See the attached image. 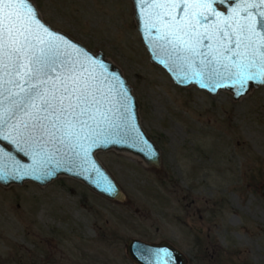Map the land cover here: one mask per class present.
<instances>
[{
  "label": "rangeland",
  "instance_id": "rangeland-1",
  "mask_svg": "<svg viewBox=\"0 0 264 264\" xmlns=\"http://www.w3.org/2000/svg\"><path fill=\"white\" fill-rule=\"evenodd\" d=\"M29 1L122 71L161 167L97 153L123 201L66 176L0 185V264H135L130 239L170 243L188 264H264V85L239 100L176 85L150 61L132 0Z\"/></svg>",
  "mask_w": 264,
  "mask_h": 264
},
{
  "label": "snow or ice",
  "instance_id": "snow-or-ice-1",
  "mask_svg": "<svg viewBox=\"0 0 264 264\" xmlns=\"http://www.w3.org/2000/svg\"><path fill=\"white\" fill-rule=\"evenodd\" d=\"M137 2L144 28L158 34L153 47L189 67L198 64L201 87H222L226 79L243 94L249 81L264 77V0H231L227 15L215 6L229 0ZM60 41L29 0H0V139L14 134L22 144L41 151L51 145L68 157L78 148L86 154V139L117 142L128 109L126 94L105 91L103 74Z\"/></svg>",
  "mask_w": 264,
  "mask_h": 264
},
{
  "label": "water",
  "instance_id": "water-1",
  "mask_svg": "<svg viewBox=\"0 0 264 264\" xmlns=\"http://www.w3.org/2000/svg\"><path fill=\"white\" fill-rule=\"evenodd\" d=\"M134 6V19L143 43L150 54V61L164 69L172 78L174 83L183 88L196 87L199 90L216 96L220 91H228L233 94L234 100H239L250 91L264 85V77L260 81H249L247 90L240 94L238 87L231 86L229 80H222L224 86L218 88L201 87L200 80L194 75L199 71L198 64H187L178 60L169 59L168 55L154 48L155 37L158 35L155 30L149 34L142 23L143 11L137 0H132ZM38 13L41 24L47 27L53 34L62 37L61 47L64 41L72 47L68 51L78 57L90 69L94 68L97 74H103L100 78L104 80L101 85L107 91L109 87H115L117 91H123L127 96L128 126L124 128L120 136L113 137L117 142L101 141L99 139H86L82 141L88 149L85 154L83 149H76L75 153L63 157L57 153L51 145L47 151H41L35 145L22 144L16 140L14 134L8 135L7 139H0V167L3 169L4 178L0 179V185L9 187L11 185H22L27 181L35 182L40 186H46L61 176L70 177L86 184L96 193L111 200L123 201L124 193L117 182L99 161L96 154L99 152L116 151L119 153L132 154L145 162L149 167H161V151L155 142L149 137L140 122L139 105L133 94L132 87L128 84L122 71L112 62L107 60L102 53H93L82 43L72 39L68 35L57 31L46 24L36 8L29 1ZM234 6L229 0L223 6H215L217 11L228 14L227 9ZM42 31V30H41ZM117 99L119 97L117 96ZM138 137L139 139H130ZM44 165L43 171H33ZM44 172L50 174L45 175ZM264 196V185L260 187ZM129 258L136 264H188L187 258L180 250L170 243L159 244L146 243L138 239H130L127 244Z\"/></svg>",
  "mask_w": 264,
  "mask_h": 264
},
{
  "label": "flooded vegetation",
  "instance_id": "flooded-vegetation-1",
  "mask_svg": "<svg viewBox=\"0 0 264 264\" xmlns=\"http://www.w3.org/2000/svg\"><path fill=\"white\" fill-rule=\"evenodd\" d=\"M132 261V260H131Z\"/></svg>",
  "mask_w": 264,
  "mask_h": 264
}]
</instances>
